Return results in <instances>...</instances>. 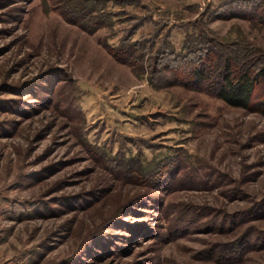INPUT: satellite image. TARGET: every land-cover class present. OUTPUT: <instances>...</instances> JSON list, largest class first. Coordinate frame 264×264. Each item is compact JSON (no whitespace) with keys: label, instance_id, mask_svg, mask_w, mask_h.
<instances>
[{"label":"rangeland","instance_id":"374dc122","mask_svg":"<svg viewBox=\"0 0 264 264\" xmlns=\"http://www.w3.org/2000/svg\"><path fill=\"white\" fill-rule=\"evenodd\" d=\"M223 1L0 0V264H264V76L245 107L161 64L203 28L257 71L264 0Z\"/></svg>","mask_w":264,"mask_h":264},{"label":"trees","instance_id":"16d2710c","mask_svg":"<svg viewBox=\"0 0 264 264\" xmlns=\"http://www.w3.org/2000/svg\"><path fill=\"white\" fill-rule=\"evenodd\" d=\"M259 3L260 0H224L218 10L221 14H228V10L230 12L231 8H240L243 11L251 8L255 10L260 6ZM247 4L249 6H245ZM202 30L204 31L203 28L200 29V31ZM200 31L195 29V31L189 30L187 32L184 42L185 48L182 50L167 48L166 52L169 56H163V63H161L163 55V51H161L156 58L157 68L161 69L160 63L165 65L172 61L169 68L166 66L171 71L166 77L168 82L171 79L182 80V82L197 88L211 89L231 104L249 106L257 78L264 76V63L257 68L254 74L248 69L239 75H234L230 68L231 63L228 61L224 66L225 69H220L218 73L214 74L211 70H213V64L217 65L216 61L220 57L219 50L212 46V39L201 40L205 33ZM188 42L191 43L188 45ZM163 68L165 69V66ZM261 110L264 112V95Z\"/></svg>","mask_w":264,"mask_h":264}]
</instances>
